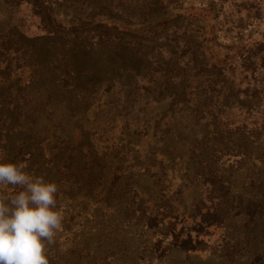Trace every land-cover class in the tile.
<instances>
[{"label":"rangeland","instance_id":"rangeland-1","mask_svg":"<svg viewBox=\"0 0 264 264\" xmlns=\"http://www.w3.org/2000/svg\"><path fill=\"white\" fill-rule=\"evenodd\" d=\"M0 157L49 264H264V0H0Z\"/></svg>","mask_w":264,"mask_h":264},{"label":"clouds","instance_id":"clouds-1","mask_svg":"<svg viewBox=\"0 0 264 264\" xmlns=\"http://www.w3.org/2000/svg\"><path fill=\"white\" fill-rule=\"evenodd\" d=\"M0 186H11V195H0V264H49L46 247L54 243L62 226L57 208L58 185L26 171L23 162H3Z\"/></svg>","mask_w":264,"mask_h":264},{"label":"trees","instance_id":"trees-1","mask_svg":"<svg viewBox=\"0 0 264 264\" xmlns=\"http://www.w3.org/2000/svg\"><path fill=\"white\" fill-rule=\"evenodd\" d=\"M221 211H222V209H220V211H219L217 208H215L213 210V212L208 211L206 213V216L201 215L200 219H198L199 221H198V224H197L198 227L196 228V231H198V230L201 231L205 227H207V226H209V225L214 223L213 221H210V219H208L209 217L212 216L213 218H217V219L221 218V214H222ZM152 220L155 221L156 219H152ZM152 224H153V222H152ZM198 235H199V233L196 234V236H198ZM174 236H175V242L173 243L174 245H177V246H180V247H183V248H187V249H195L196 248V245L194 243V237H193V235L191 233L187 234V236H185V237H181L179 233L178 234H174Z\"/></svg>","mask_w":264,"mask_h":264}]
</instances>
